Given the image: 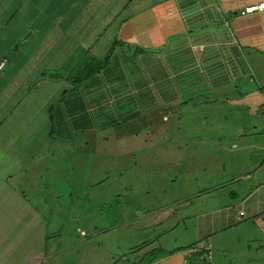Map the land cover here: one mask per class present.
<instances>
[{
    "label": "rangeland",
    "instance_id": "rangeland-1",
    "mask_svg": "<svg viewBox=\"0 0 264 264\" xmlns=\"http://www.w3.org/2000/svg\"><path fill=\"white\" fill-rule=\"evenodd\" d=\"M29 4L40 12L37 21L43 20L42 0H29ZM45 6L47 17L55 22L58 10H48L52 6L57 9V1L51 0ZM3 10L0 1L1 38L10 33L3 34L2 25L8 28L13 21V17L9 19L11 5H6V17ZM29 15V11L23 12L21 19ZM100 23L98 17L88 32L97 33ZM24 32L22 29V37L30 30ZM105 40L108 45L104 49L94 44L88 48L77 45L73 37L56 41L57 46L65 43L62 54L77 62L89 55L103 60L116 41L110 37ZM117 42L121 43L119 39ZM73 47H77L76 52ZM65 68L50 70L33 65L28 70V81L36 85L40 72L63 76ZM77 68L74 64L70 69L73 73ZM252 73L259 84L256 81L248 95L232 86L228 87L233 88L231 92L193 95L184 108L178 104L172 107L170 123L163 121V114L151 122L144 116L138 124L126 123L90 134L86 149L66 150L58 144L43 143V158L39 157L42 163L27 173L24 188L32 185L26 195H21L23 202L31 201L30 218L37 229L32 223L24 229L9 223L7 211L22 208L15 189L23 188V180L16 177L10 181L11 187L0 188V264H184V259L188 264H200V251L208 245L212 247L208 264H264V221L251 220L264 216H252L257 200H264V188L243 203L258 187L255 184L264 183V173L251 169L252 161L257 159H262L264 168V158L256 149L240 147L251 139L255 124L264 127L261 109L252 112L254 99L261 97L264 101V93L257 91L259 86L264 88V59L254 64ZM38 92L45 95L43 87ZM33 99L30 96L28 101ZM13 135V147H17L22 135L17 131ZM33 137L40 141L45 138L39 134ZM77 140V144L85 145L82 136ZM259 141L263 143L264 138ZM32 149L27 151L20 145L22 154L36 151ZM11 164L0 151V185L5 175L15 172ZM233 168L245 179L233 184ZM235 205L236 209L228 213L211 215L218 208ZM12 213L22 215L25 209ZM212 224L221 229L214 233ZM53 231L56 234L51 235ZM49 237L52 242L43 247V240ZM145 243L151 245L143 248ZM159 248L163 250L154 251ZM174 250V257L168 256ZM153 252L159 261L152 258ZM53 253L55 261L49 260Z\"/></svg>",
    "mask_w": 264,
    "mask_h": 264
},
{
    "label": "crops",
    "instance_id": "crops-1",
    "mask_svg": "<svg viewBox=\"0 0 264 264\" xmlns=\"http://www.w3.org/2000/svg\"><path fill=\"white\" fill-rule=\"evenodd\" d=\"M56 1L65 11L60 12L58 19L45 25L44 31L35 37V53L28 63L30 67L35 65L44 69H58L66 63L72 67L74 62L62 54L66 50L65 43L57 46L56 40L61 37H73L77 45L85 48L94 44L104 49L108 45L100 36V28L97 33L88 32L96 18H103L99 14L104 16L105 9L99 4L100 0ZM118 1L135 2L138 7L129 12V19L121 26L118 35L116 27H111V31L108 28L111 41L119 39L122 43L116 44L109 64L100 73L78 89L73 88V82L66 74L56 79L42 77L37 84H44L41 86L45 89V95L35 92L31 95L34 99L28 101L31 91L37 87L28 81V72L10 77L9 92L2 99L0 96V151L12 163L9 167L15 171L5 175L4 184L0 188L11 187L10 181L16 177L23 180V188L15 189L22 208L11 207L7 211L13 228H28L33 222L30 218L31 201L23 202L21 195H26L32 185L27 184L24 188L25 180L29 178L27 173L34 171L36 164L42 163L43 143L54 141L61 145V142H66L73 145L72 148L86 149L91 141L88 136L92 133L107 132L126 123L138 124L144 116H148L151 122L163 114V121L170 123L172 116L169 111L172 107L178 104L181 109L184 108L193 95L231 92L233 88L228 89L229 86L248 95L256 84L252 67L259 59H264V11L249 15H243L242 12L248 7L264 3V0ZM42 2L41 11L45 12V5L51 3V0ZM101 28L104 26L101 25ZM72 50L76 52L77 47ZM9 59L2 58L6 65L0 72L5 70ZM33 61L36 63L32 64ZM257 91L263 94L264 88L259 86ZM22 94L25 95L23 105L14 113L9 111L11 108L6 106L7 101L12 96ZM208 99L212 100V97ZM253 101L255 110L252 112L259 108L263 112L264 101L261 97ZM35 112L37 114L33 116ZM37 118L40 120L37 121ZM262 128L255 124L251 139L240 147L256 149L262 152L261 158H264V142L259 141L264 136L257 135L264 133ZM14 131L22 135L17 147H13L16 144ZM33 134L45 138L40 141ZM79 135L85 140V145L76 143ZM20 145L29 149L27 151L32 152V147L36 151L22 154ZM261 164L262 159L254 160L251 169L262 174L264 168ZM235 169H232L234 176L240 177ZM243 179L245 176L238 181ZM255 185L258 187L243 203L258 194L260 188H264V183ZM236 207L230 206L224 210L218 208L211 215L228 213ZM24 209L25 214L12 213H22ZM262 213L264 200H257L252 216H261ZM251 220L264 221V216ZM211 229L216 233L221 228L212 224ZM44 245L45 241L42 242ZM3 259L8 260L7 257ZM49 260H56L54 253L49 256Z\"/></svg>",
    "mask_w": 264,
    "mask_h": 264
},
{
    "label": "trees",
    "instance_id": "trees-1",
    "mask_svg": "<svg viewBox=\"0 0 264 264\" xmlns=\"http://www.w3.org/2000/svg\"><path fill=\"white\" fill-rule=\"evenodd\" d=\"M0 1L4 5L3 17L7 16V13H6V5L7 4L11 5V7L13 9V13L9 17V19L13 17V21L10 23V26L8 28H5L2 25V28H1V31L3 34H6L7 32L10 31V33L7 34L5 38L0 37V53H1L0 60H2L3 57L4 58H10L9 61H7V66L4 70L5 73H3L4 71L0 72V96L2 99L4 97V95L7 94L10 90V87L8 88V84H10L9 83L10 77H16L18 75V73H21L23 70L26 71L25 73L29 72L28 70H30V66L28 63H29V61L32 60L31 56L35 53V50L33 48L34 41L37 40L35 37L39 36L44 31V28H45L44 26L47 25L49 22H51L52 19L50 18L51 16L47 17V14L45 11V12H43L44 13V19L37 21V18L39 16L40 12H38L32 8L31 4H29V0H0ZM59 1H60V3L62 2V0H59ZM99 4L104 6V9H105L104 10L105 18L102 15V13L99 14V16L103 17L101 19L99 18L101 21V23H100V36L103 40H105L109 37L108 28L111 31V27H116V31H117L116 35H118V32L121 29V26L129 19L127 17V16H129V12L135 11L136 8L138 7L137 3H135V2H121L118 0H104V4L102 3V0H100ZM57 7L58 8L55 9V6H52V8L50 10H48V12H51V13H53L55 10H58L57 14H56V19H58L57 17H58L60 12L62 13L65 11L63 7H60V6H57ZM27 11L30 12V15H29L30 17L27 19H21L22 13L27 12ZM111 21H113V22L110 23ZM5 23H6V20H4L3 24H5ZM19 25H21L22 28H18ZM101 25L104 26L103 29L101 28ZM22 29H24L26 33L29 30L30 31L32 30L33 34L29 38H27L26 40H23L24 37H22L23 35L20 34ZM18 36H20V37H18ZM8 37H10L9 40H8ZM115 40H116L115 44H113L114 42L112 43V46L109 48L108 55L103 60H98L96 57L89 55L87 57L80 59L82 61H77V62L73 63V65L74 64L78 65L77 70L73 73H72V69H70L71 67H69V63H66L65 65L62 66V67H67L64 69V75L63 76H59V74H56V73H42V74H37L38 78L40 79L42 77H46L49 79H56L58 77H60V78L64 77L66 74L69 76V78L73 82V85H74L73 88L78 89V87L83 85L91 77L100 73L109 64V61L113 55V51L115 50V47H116V43H118L117 42L118 39H115ZM6 53H11L12 55L8 57L5 55ZM90 53H91V51H90ZM3 62H5V61L2 60L1 63H3ZM33 63H36V62L33 61L32 64ZM61 68H58V69H61ZM50 70H54V69L50 68ZM19 75H21V74H19ZM41 85H44V84H41ZM41 85L36 84L37 87H36V89L31 91L30 96L32 94H34L35 92H38L39 87H42ZM71 90H74V89H71ZM24 96L25 95H23V94L20 96H16V95L12 96L11 99L8 100L7 104H6V106H10V108H11L9 111H12L14 113L17 108L21 107L23 105L22 102L24 101ZM28 107H30V106H28ZM36 114H37L36 112L33 113V116ZM48 136H49V138L51 137L50 135H48ZM48 143L51 145H53V144L60 145L59 142H54V141H49ZM61 146L63 149H66V150L71 149L73 147V145H69L66 142H63V143L61 142ZM235 178L236 177L234 176L232 183L233 184L239 183L240 181H234ZM32 226L35 229H37V226L34 223H32ZM54 234H56L55 231H53L51 233V235H54ZM43 241L46 242L45 247H47L52 242V237H49L48 240L44 239ZM149 245H151V243H145L142 247L144 248V247H147ZM190 248H194V246H192ZM139 250H140V248H139ZM162 250H161V248H159V249L154 250V251L161 252ZM175 251L176 250H174V252H172V253H169L170 255H168V256L175 255ZM200 252L203 255L202 261L200 262V264H208L207 256L204 258V254L205 255L207 254V252L205 251V247H204V249H201ZM151 256H152V258H155L156 261L160 260L157 253L153 252ZM137 257H140V256H138V254H137ZM163 257H166V256H163ZM183 261H184V264H188V263H186L185 259ZM180 264H183V262ZM211 264H212V262H211Z\"/></svg>",
    "mask_w": 264,
    "mask_h": 264
},
{
    "label": "built area",
    "instance_id": "built-area-1",
    "mask_svg": "<svg viewBox=\"0 0 264 264\" xmlns=\"http://www.w3.org/2000/svg\"><path fill=\"white\" fill-rule=\"evenodd\" d=\"M256 10L263 11L264 10V3H262L259 6H252V7L247 8L246 11L243 12V15H247L249 13H252V12L256 11ZM5 65H6L5 62L1 63L0 64V69L5 67ZM243 214L244 213L241 212V215H243ZM205 251L207 252L206 256L212 260V247H211V245L206 246L205 247Z\"/></svg>",
    "mask_w": 264,
    "mask_h": 264
},
{
    "label": "clouds",
    "instance_id": "clouds-1",
    "mask_svg": "<svg viewBox=\"0 0 264 264\" xmlns=\"http://www.w3.org/2000/svg\"><path fill=\"white\" fill-rule=\"evenodd\" d=\"M262 3H260V4H258V5H255V6H259V5H261ZM249 8V7H248ZM247 9V8H246ZM246 9L243 11V12H245L246 11ZM264 11V10H263ZM263 11H259V10H256V11H254V12H252V13H249V14H253V13H255V12H263ZM243 12H242V14H243ZM249 14H247V15H249ZM4 68V67H3ZM2 68V69H3ZM1 69V70H2ZM263 114H264V107H263ZM231 173H232V177L234 178V173H233V170L231 171ZM206 247V246H205Z\"/></svg>",
    "mask_w": 264,
    "mask_h": 264
},
{
    "label": "water",
    "instance_id": "water-1",
    "mask_svg": "<svg viewBox=\"0 0 264 264\" xmlns=\"http://www.w3.org/2000/svg\"><path fill=\"white\" fill-rule=\"evenodd\" d=\"M32 34V31H30L24 38L23 40H26L27 38H29V36Z\"/></svg>",
    "mask_w": 264,
    "mask_h": 264
}]
</instances>
